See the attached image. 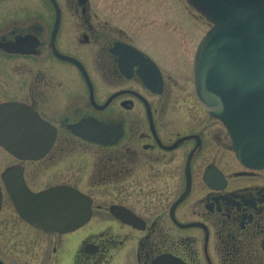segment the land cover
I'll use <instances>...</instances> for the list:
<instances>
[{"label":"flooded vegetation","instance_id":"af4514ba","mask_svg":"<svg viewBox=\"0 0 264 264\" xmlns=\"http://www.w3.org/2000/svg\"><path fill=\"white\" fill-rule=\"evenodd\" d=\"M172 48L159 64L91 0H0V106L18 107L7 116L27 152L0 145V212L7 200L48 237V264H264V169L242 166L226 127L174 93ZM67 171L82 185L46 183ZM6 172L34 194L74 190L89 220L30 225Z\"/></svg>","mask_w":264,"mask_h":264},{"label":"water","instance_id":"95a60500","mask_svg":"<svg viewBox=\"0 0 264 264\" xmlns=\"http://www.w3.org/2000/svg\"><path fill=\"white\" fill-rule=\"evenodd\" d=\"M187 1L214 25L194 58L196 99L227 127L238 161L250 169H263L264 0ZM5 107L9 106L0 109ZM74 128L80 133L79 126ZM2 140L0 137L7 147L8 142ZM8 150L13 155L19 153L14 148ZM6 185L21 217L44 232L66 233L90 218L85 200L69 197L76 195L74 190L27 193L20 199L15 189Z\"/></svg>","mask_w":264,"mask_h":264},{"label":"rangeland","instance_id":"374dc122","mask_svg":"<svg viewBox=\"0 0 264 264\" xmlns=\"http://www.w3.org/2000/svg\"><path fill=\"white\" fill-rule=\"evenodd\" d=\"M91 1L98 15L110 18L117 28L134 38L159 64H167V48H176L180 57L179 64L176 63L178 60L175 62L179 65L176 78L179 76L180 81L174 93L183 98L193 96L192 56L200 38L210 28L209 22L198 11L186 0ZM2 169L0 165V171ZM62 174H47L46 183L61 177L67 182L82 185V182L69 176L68 171ZM30 179L36 180L31 176ZM39 236L16 216L5 200L0 212V258L6 264H48V237Z\"/></svg>","mask_w":264,"mask_h":264}]
</instances>
